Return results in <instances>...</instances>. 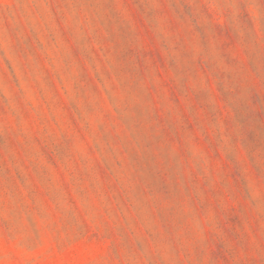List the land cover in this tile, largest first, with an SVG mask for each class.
<instances>
[{
	"label": "rangeland",
	"instance_id": "1",
	"mask_svg": "<svg viewBox=\"0 0 264 264\" xmlns=\"http://www.w3.org/2000/svg\"><path fill=\"white\" fill-rule=\"evenodd\" d=\"M0 264H264V0H0Z\"/></svg>",
	"mask_w": 264,
	"mask_h": 264
}]
</instances>
